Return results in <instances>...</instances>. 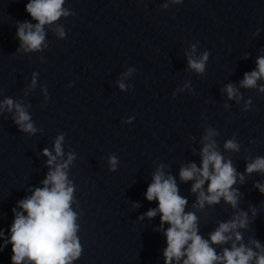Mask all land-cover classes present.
<instances>
[{"label":"clouds","instance_id":"1","mask_svg":"<svg viewBox=\"0 0 264 264\" xmlns=\"http://www.w3.org/2000/svg\"><path fill=\"white\" fill-rule=\"evenodd\" d=\"M180 3L181 0H173ZM65 0H28L25 11L37 21L32 24L28 21L18 23L16 35L20 46L24 51L42 50L45 42V25H52L61 17H67L71 13L63 7ZM56 33L61 38L65 33L62 28H57ZM195 52V45L192 47ZM209 53L204 52L199 58L188 60L190 69L197 73H203ZM256 69L244 74L240 86L255 88L257 80L264 79V56L256 60ZM133 69H129L131 73ZM126 73L125 75H128ZM35 85V79H33ZM119 87L123 90L125 85L121 82ZM264 92V87L259 89ZM224 91L229 99H239L238 89L228 84ZM250 103V102H249ZM4 108L11 112L15 108L14 122L21 131L35 133L36 129L31 123V117L24 106L14 103L12 99H5L0 104V110ZM216 132L208 129L204 140L206 143L201 149V165L198 168L195 163L181 167L179 176L183 182L194 181L191 191L198 193L197 204L202 208L205 203L216 204L223 198L233 208L238 203V190L232 186L237 182V171L231 160L225 161L216 150L215 141L212 139ZM63 135L56 138L54 143L55 155L48 149L43 154L48 157L50 171L46 179L42 181L43 187L36 188L30 197L18 201L17 211L13 208L14 220L10 228V240L5 244L12 245V264H72L81 255V245L77 236V213L71 208L74 188L67 179L65 169L74 159L69 154L66 162L56 164L57 157L62 156ZM225 149L238 151L239 145L234 140H228ZM110 164L115 170L116 158L110 157ZM55 165V166H54ZM54 166V169H53ZM162 167L157 168L153 174L152 183L146 191V199L157 201L158 207L150 209L145 215L151 219L160 214L161 228L166 223L169 227L164 231L167 247L164 250L165 264H264V247L259 241H251L254 248L244 244L237 245L242 235L235 234V241L231 248H224L222 254H218L212 245L227 244L232 239L230 233L235 229L244 228L247 225V213L241 212L232 220L221 222L218 228L210 234V239H204L198 234V218L193 212H185L187 199L179 194L176 180L171 175H165ZM247 174L260 172L264 174V157H256L251 163L246 164ZM243 182V175L240 174ZM205 182H208L207 194L203 190ZM264 194V184L255 185ZM26 213V215H25ZM0 235H3L0 232ZM255 249V250H254Z\"/></svg>","mask_w":264,"mask_h":264}]
</instances>
